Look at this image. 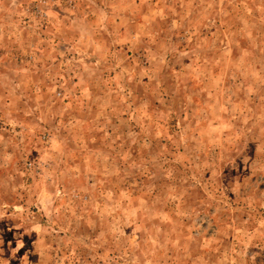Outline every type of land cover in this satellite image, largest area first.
<instances>
[{
    "label": "rangeland",
    "instance_id": "374dc122",
    "mask_svg": "<svg viewBox=\"0 0 264 264\" xmlns=\"http://www.w3.org/2000/svg\"><path fill=\"white\" fill-rule=\"evenodd\" d=\"M0 264H264V0H0Z\"/></svg>",
    "mask_w": 264,
    "mask_h": 264
}]
</instances>
